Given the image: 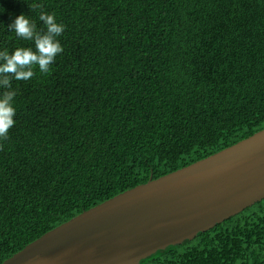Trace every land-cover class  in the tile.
I'll return each instance as SVG.
<instances>
[{
  "label": "trees",
  "instance_id": "16d2710c",
  "mask_svg": "<svg viewBox=\"0 0 264 264\" xmlns=\"http://www.w3.org/2000/svg\"><path fill=\"white\" fill-rule=\"evenodd\" d=\"M41 12L65 26L63 51L11 82L0 264L264 129V0H0V50L34 47L9 24L24 13L44 31ZM140 264H264V200Z\"/></svg>",
  "mask_w": 264,
  "mask_h": 264
},
{
  "label": "water",
  "instance_id": "95a60500",
  "mask_svg": "<svg viewBox=\"0 0 264 264\" xmlns=\"http://www.w3.org/2000/svg\"><path fill=\"white\" fill-rule=\"evenodd\" d=\"M264 200V129L63 223L3 264H140Z\"/></svg>",
  "mask_w": 264,
  "mask_h": 264
},
{
  "label": "clouds",
  "instance_id": "9594fccd",
  "mask_svg": "<svg viewBox=\"0 0 264 264\" xmlns=\"http://www.w3.org/2000/svg\"><path fill=\"white\" fill-rule=\"evenodd\" d=\"M39 20L45 26L44 31L38 30L35 22L24 13L9 24L18 38L32 42L34 47L20 46L11 52L6 48L0 50V89H4L0 92V137H5L15 123L16 92L12 89V80H30L35 68L48 73L56 56L63 51L58 38L65 26L57 22L54 14L41 12Z\"/></svg>",
  "mask_w": 264,
  "mask_h": 264
}]
</instances>
